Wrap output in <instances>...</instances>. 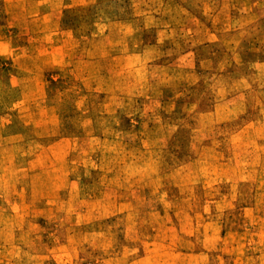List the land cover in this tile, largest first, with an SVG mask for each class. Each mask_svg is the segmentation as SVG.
I'll list each match as a JSON object with an SVG mask.
<instances>
[{
	"label": "rangeland",
	"instance_id": "374dc122",
	"mask_svg": "<svg viewBox=\"0 0 264 264\" xmlns=\"http://www.w3.org/2000/svg\"><path fill=\"white\" fill-rule=\"evenodd\" d=\"M0 264H264V0H0Z\"/></svg>",
	"mask_w": 264,
	"mask_h": 264
}]
</instances>
